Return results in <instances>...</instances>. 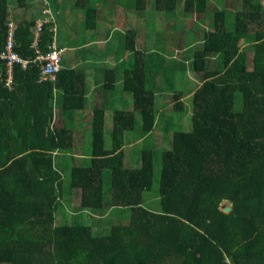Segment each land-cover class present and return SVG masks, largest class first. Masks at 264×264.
<instances>
[{
  "label": "trees",
  "instance_id": "obj_1",
  "mask_svg": "<svg viewBox=\"0 0 264 264\" xmlns=\"http://www.w3.org/2000/svg\"><path fill=\"white\" fill-rule=\"evenodd\" d=\"M15 1L30 7V0ZM132 1L135 11L146 10L148 0ZM263 2L154 0L157 12L172 14L181 5L184 15H203L206 23L193 40L194 54L185 58L199 79L192 97V130L173 133L171 149L162 153L157 193L154 150H142L140 165L128 167L125 137L138 127L133 141H145L162 122L164 113L156 109L157 93L151 89L160 73L150 77L148 61L154 53L137 48L138 30L126 32L124 47L115 52L120 65L106 69L101 90L115 91L121 77L133 108H115L107 148L108 107L125 100L114 97L111 103L110 93H100L105 98L91 113L88 164L70 170L68 195L78 201L72 216L81 215L92 225H56L55 215L66 192L55 156L76 147L66 118L86 112L85 72L64 65V57L57 82H40L39 66L16 65L13 88L0 82V264H264ZM217 4L224 6L214 8ZM76 6L84 10L85 28L95 31L100 8L91 0H77ZM230 16L234 21L228 23ZM38 19L17 23L15 48L23 58L36 56L31 44ZM11 21L9 0H0L2 46ZM51 26L46 24L41 36L43 52L52 43ZM187 32L182 44L178 39L184 51L194 47L185 48ZM182 98L173 94V111L184 112ZM150 192V198H158L157 210L145 206ZM224 203L231 205L230 212ZM126 210L127 223L108 226V217ZM103 228H109L107 234H96L94 229Z\"/></svg>",
  "mask_w": 264,
  "mask_h": 264
},
{
  "label": "rangeland",
  "instance_id": "obj_2",
  "mask_svg": "<svg viewBox=\"0 0 264 264\" xmlns=\"http://www.w3.org/2000/svg\"><path fill=\"white\" fill-rule=\"evenodd\" d=\"M77 0H30L28 8H22L16 4L15 0H9L10 3V13L11 20L18 23L23 19L31 18H44L43 10L47 7L52 9L55 19L58 25V35L57 41L60 47L66 48V62L68 60L79 68H83V71L89 66L84 65V60L94 59L92 54L89 55L87 50H82L84 44H88L91 40H95V31L87 30L84 26L85 14L84 10L76 6ZM93 6L100 8V16L98 23L105 28L104 22H108L111 26L112 18L117 20V28L115 30L116 34H112L111 45H114L113 57L121 52L125 42V34L132 27L137 29V48L145 51L147 53L153 52V56H149L148 61V71L151 78L153 79L157 73L160 76L157 78V82L153 80L151 82V89H154L157 93L156 95V109L158 112H162L163 118L162 122L156 127V129L151 133L149 139L138 140V142L133 141L138 138V127L137 130L133 132H128L126 134V165L128 167H137L140 165V154L141 151L148 148L154 150V170H155V184L154 193H157L158 183L160 179V173L162 169V153L165 150L171 149L172 135L176 131H191L192 130V112H193V101L192 97L194 93L193 83L199 84L198 78L193 71V66L188 65L185 61L187 55H193L196 49V45H192L193 40L196 39V35L199 36L205 27V19L203 15L189 14L184 15L181 10V5L175 13H161L157 12L154 7V0H148L147 8L144 11H135L132 0H91ZM264 3V2H263ZM232 4H237V2H232ZM224 4L213 5L214 8L221 9ZM237 7V5H236ZM233 9V8H232ZM233 12V11H232ZM114 13L118 15L113 16ZM208 15V13L206 14ZM232 16L228 18V23L233 22ZM142 24V26H141ZM106 25V26H108ZM112 27V28H113ZM127 28V31H126ZM193 31L192 33L187 32V30ZM187 32V43L191 47L188 51L181 50L178 39L183 43V37H185ZM196 33V34H195ZM203 35V34H202ZM201 35V36H202ZM89 55V56H88ZM131 62L133 57L130 58ZM165 59V61H164ZM193 61V60H192ZM71 66V63H70ZM165 67L166 72L160 67ZM92 69V67H88ZM189 73L193 75L189 79ZM166 76V78H165ZM193 81V82H192ZM93 82V81H92ZM158 87H162V90H157ZM119 89H123L122 84ZM189 91V93H187ZM173 92V93H172ZM107 93V92H105ZM109 93V92H108ZM181 93L183 95L182 101L184 105V112L173 111V94ZM113 94H109V98L113 100ZM117 94V93H116ZM124 95V101H117L119 95L115 97V107L111 104L108 107L106 116V128H105V139L106 147L110 148L112 143L111 131L113 128V112L115 108L125 109L127 111L133 108V96L126 92L122 93ZM190 95L186 99V96ZM240 96L238 94L237 102L235 108L239 110L241 108ZM87 108L84 112V121H81L77 126H74L75 144L76 147L74 151L67 153L62 152L55 156V164L62 174V187L66 191L63 197L59 200V204L56 210V225H71V224H85L92 225V223H87L83 216L79 215L77 217L72 216L73 210L77 207L78 201L71 199L68 195L69 184H70V170L73 166H83L88 164V158L92 152V133L90 130L91 119L89 110H93L94 95H90L87 101ZM72 124L76 122L71 121ZM131 140V141H130ZM130 142V144H129ZM129 144V145H128ZM77 155L82 158L73 159L72 156ZM108 174H106V185H105V202L110 203L111 191L109 182L107 179ZM152 193H146V207L151 210L158 209V198H150ZM229 206L227 203L222 205V208ZM129 211L126 210L125 213L115 216L108 217L106 219L108 226L111 227L114 224L127 223L129 221ZM98 214L95 213L94 219H97ZM109 229V228H108ZM108 229H100L99 231L94 229L96 234L105 235L108 233Z\"/></svg>",
  "mask_w": 264,
  "mask_h": 264
},
{
  "label": "built area",
  "instance_id": "obj_3",
  "mask_svg": "<svg viewBox=\"0 0 264 264\" xmlns=\"http://www.w3.org/2000/svg\"><path fill=\"white\" fill-rule=\"evenodd\" d=\"M44 18L36 21L33 27V40L31 47L35 50L34 58H23L16 51V32L17 23L9 22L7 40L4 46L0 45V64L4 66V76L0 75V82L3 86L12 89L14 86V72L16 65H21L23 69H27L30 64H36L40 68L39 81L57 82L58 73L62 69V60L65 57L66 49L61 48L57 44L58 25L52 9L47 3V7L43 10ZM51 23L52 43L49 50L43 52L40 50L41 36L46 24Z\"/></svg>",
  "mask_w": 264,
  "mask_h": 264
},
{
  "label": "crops",
  "instance_id": "obj_4",
  "mask_svg": "<svg viewBox=\"0 0 264 264\" xmlns=\"http://www.w3.org/2000/svg\"><path fill=\"white\" fill-rule=\"evenodd\" d=\"M113 19V17H111ZM116 19V18H115ZM111 26L108 25V22H104L105 28H103L101 26L100 23H98V27L95 30V40H91L90 43L88 44H84L82 50H87L89 52V55L92 54L94 59H86V58H82L81 60H84V65H89L88 67H92V69H88V67L85 69V75H86V83H87V91H88V98H90V95H94V103H93V109L95 105H98V102H100V99L102 101L103 98H105V95H102L100 93L105 94V92L108 93V91L106 90L105 92H103L101 89L105 83V71L106 69L109 68H114L116 66H119L120 64L118 63V59L115 58V56L113 57L112 53L113 52V48L114 45H111V38H112V34L115 33V30L117 28L113 27V26H117V20H112V22L110 21ZM108 25V26H106ZM113 27V28H112ZM127 31V28H126ZM59 46V45H58ZM60 47V46H59ZM64 48V47H61ZM66 49V48H65ZM88 55V56H89ZM66 62V57L64 59V63ZM69 63H67V67L75 69V68H79L77 66H74V64L72 62H70V59L68 60ZM71 63V66H70ZM65 65V64H64ZM83 69V68H82ZM191 77H193V75L191 73H189V79H191ZM93 81V82H92ZM193 82V81H192ZM122 84V78L120 77L118 79V83H117V89L113 92L109 93H114L113 97L118 96V99L121 100L124 97V95L122 93H126L124 92L123 89H119V86ZM193 90L192 93H195L197 90V84H196V79H195V83H193ZM162 87H158L157 90H162ZM117 93V94H116ZM173 93V92H172ZM187 93H189V91H187ZM190 95L186 96L184 99H186L187 97H189ZM97 101V104H96ZM108 111V110H107ZM87 112V111H86ZM90 115L91 113H93V110H89ZM80 114H74V115H68L66 118V122L70 125V127L72 129H74V126H77V124H79L81 121H84V117H83V112H79ZM107 116V113H106ZM71 121L76 122L75 124H72ZM91 121V120H88Z\"/></svg>",
  "mask_w": 264,
  "mask_h": 264
},
{
  "label": "water",
  "instance_id": "obj_5",
  "mask_svg": "<svg viewBox=\"0 0 264 264\" xmlns=\"http://www.w3.org/2000/svg\"><path fill=\"white\" fill-rule=\"evenodd\" d=\"M224 211L226 213L230 212L231 211V205L227 206L226 208H224Z\"/></svg>",
  "mask_w": 264,
  "mask_h": 264
},
{
  "label": "bare ground",
  "instance_id": "obj_6",
  "mask_svg": "<svg viewBox=\"0 0 264 264\" xmlns=\"http://www.w3.org/2000/svg\"><path fill=\"white\" fill-rule=\"evenodd\" d=\"M16 36V35H15Z\"/></svg>",
  "mask_w": 264,
  "mask_h": 264
}]
</instances>
